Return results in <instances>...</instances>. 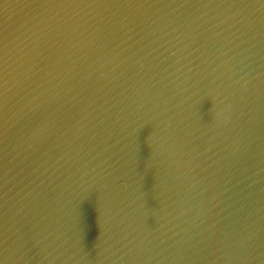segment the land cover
I'll return each instance as SVG.
<instances>
[{
  "label": "water",
  "instance_id": "95a60500",
  "mask_svg": "<svg viewBox=\"0 0 264 264\" xmlns=\"http://www.w3.org/2000/svg\"><path fill=\"white\" fill-rule=\"evenodd\" d=\"M0 264H264V0H0Z\"/></svg>",
  "mask_w": 264,
  "mask_h": 264
}]
</instances>
